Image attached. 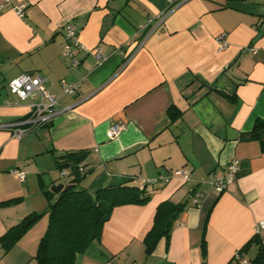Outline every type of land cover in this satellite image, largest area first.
<instances>
[{
	"label": "crops",
	"instance_id": "crops-1",
	"mask_svg": "<svg viewBox=\"0 0 264 264\" xmlns=\"http://www.w3.org/2000/svg\"><path fill=\"white\" fill-rule=\"evenodd\" d=\"M23 4L21 19L13 7ZM67 25L105 60L80 53L81 64L72 67L61 54ZM220 35L227 42L222 51ZM25 73L47 80L59 112L16 138L13 130L30 127L38 102L19 100L9 89ZM62 80L79 84L77 92L65 95ZM171 108L180 113L175 121ZM258 120L264 121V0H0V239L46 210L44 190L74 179L61 175L56 157L86 151L80 187L91 193L153 184L147 203L115 208L100 241L75 264H263L256 259L264 229L255 232L264 223ZM119 123L125 129L110 139ZM233 160L236 178L220 195L212 182ZM177 170L187 178L159 181ZM195 193L203 194L199 207L191 202ZM190 197L169 237L147 256L144 240L159 206ZM47 226L43 218L8 253L0 247V264H32Z\"/></svg>",
	"mask_w": 264,
	"mask_h": 264
},
{
	"label": "trees",
	"instance_id": "trees-1",
	"mask_svg": "<svg viewBox=\"0 0 264 264\" xmlns=\"http://www.w3.org/2000/svg\"><path fill=\"white\" fill-rule=\"evenodd\" d=\"M169 115L171 120L175 121L180 113L177 109L171 108ZM262 128H264V121L258 120L253 131L255 137L259 136L258 132ZM262 149L264 150V147ZM87 154L86 151L69 152L56 157L57 169L60 172L70 170L71 173L68 176L74 177L75 186L61 191L57 195L52 190H44L48 207L41 213L26 216L21 223L7 231L0 239V247L5 254L41 218L47 216V229L40 239L36 254L30 263L75 264L78 255L84 253L92 243L100 241L104 225L109 221L115 208L131 204L142 205L150 200L147 184L138 186L132 183H124L105 187L95 193L81 188L80 184L88 173L84 170L81 171L83 168L80 165ZM191 197L186 203L174 204L168 201L159 206L154 227L144 240L147 256L153 253L163 237H169L173 225L179 215L188 207ZM18 200H10L7 203ZM256 260L260 263L264 262L261 247Z\"/></svg>",
	"mask_w": 264,
	"mask_h": 264
},
{
	"label": "built area",
	"instance_id": "built-area-1",
	"mask_svg": "<svg viewBox=\"0 0 264 264\" xmlns=\"http://www.w3.org/2000/svg\"><path fill=\"white\" fill-rule=\"evenodd\" d=\"M187 1V0H181ZM9 3V1H6ZM26 6L18 5L14 6L13 10L16 12L19 18H24L26 16L25 12ZM160 21L162 17L158 18ZM162 21V20H161ZM153 24L152 21H149L144 28ZM143 28V29H144ZM66 43L61 51V54L64 58L68 59L70 65L72 67H78L81 64L79 59L80 53L89 54L92 53L97 60L98 63L105 60V56L103 55L102 51L97 49L95 51H91L85 46L81 44L78 38V31L72 26L67 25L64 28ZM219 43V51L224 50L227 47V42L225 40V35H220L218 38ZM47 80L40 74L36 73H25L21 74L14 80L9 83L10 91L18 97L19 100H26L29 97L35 96L38 99V102L32 106V111L30 118L28 120V124L30 125L29 128L26 129H15L13 130V135L16 138H22L26 134L36 130L40 127H43L49 124L53 117L57 115L59 112L56 109V105L58 103V99L56 96L50 92L46 87ZM61 86L65 95H74L78 88L79 84H71L66 82L65 80L61 81ZM126 125L124 123L113 124L109 131L110 139H115L117 136L125 129ZM238 160H233L227 167V173L215 179L212 182V186L214 190L218 194H223L227 188L231 185V183L235 180L237 172H238ZM14 175L20 180L25 181L26 175L24 172L21 171H14ZM63 177H67L68 173L64 170L61 172ZM188 173L183 170L174 171L172 175H162L159 178V181L163 183L169 182L173 177H181L187 178ZM145 184L150 185L153 184L152 181H146ZM203 194L195 193L192 196L191 202L199 207L202 203ZM264 229V223H259L256 226L255 232L256 235H259L261 230ZM260 247L262 248L264 254V239L261 240ZM243 256L238 254L236 256L237 260H240ZM243 264H248L247 261H243ZM264 264V262H263Z\"/></svg>",
	"mask_w": 264,
	"mask_h": 264
},
{
	"label": "water",
	"instance_id": "water-1",
	"mask_svg": "<svg viewBox=\"0 0 264 264\" xmlns=\"http://www.w3.org/2000/svg\"><path fill=\"white\" fill-rule=\"evenodd\" d=\"M76 184V181L75 180H71L69 181L67 184H60L58 186H55L53 189H52V192L54 194H59L61 191H65V190H68V189H71L72 187H74Z\"/></svg>",
	"mask_w": 264,
	"mask_h": 264
},
{
	"label": "rangeland",
	"instance_id": "rangeland-1",
	"mask_svg": "<svg viewBox=\"0 0 264 264\" xmlns=\"http://www.w3.org/2000/svg\"><path fill=\"white\" fill-rule=\"evenodd\" d=\"M60 181H62V182H64V183H68V182H69V180H67V179H65V178H61ZM43 218H45V220H48V217H46V216H44ZM43 218H41V219L39 220V222H41V220H42ZM39 222H38V223H39ZM42 222H44V221H42Z\"/></svg>",
	"mask_w": 264,
	"mask_h": 264
}]
</instances>
